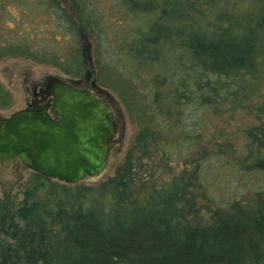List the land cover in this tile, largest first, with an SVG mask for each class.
<instances>
[{
	"label": "trees",
	"instance_id": "obj_1",
	"mask_svg": "<svg viewBox=\"0 0 264 264\" xmlns=\"http://www.w3.org/2000/svg\"><path fill=\"white\" fill-rule=\"evenodd\" d=\"M113 5L129 27L110 50L102 41L112 24L98 15L96 0H0V59L46 63L79 78L85 68L78 40L93 33L97 80L117 92L138 128L113 175L68 184L31 172L15 204L0 198V264H264V108H257L263 122L244 130L254 147L233 161L217 158L227 174L257 176L263 186L250 200L235 198L210 210L203 224L187 218L195 205L183 175L137 197L131 161L132 150L147 143L163 149L190 124L187 145L172 139L187 151L200 138L199 110L235 111L259 96L264 0ZM151 64L155 74L140 76V66ZM11 103L0 83V109ZM198 173L197 164L192 174Z\"/></svg>",
	"mask_w": 264,
	"mask_h": 264
},
{
	"label": "rangeland",
	"instance_id": "obj_2",
	"mask_svg": "<svg viewBox=\"0 0 264 264\" xmlns=\"http://www.w3.org/2000/svg\"><path fill=\"white\" fill-rule=\"evenodd\" d=\"M96 1L99 4L98 15L102 14L101 16L110 18L107 23L112 24L104 34L103 39L105 40L102 41L104 48L110 49V44L119 43L123 32L129 27V21L114 8L113 0ZM97 43L96 36L90 32H84L83 38L78 40L85 68V73L79 78L70 77L50 64L36 63L19 57L1 58L0 83L11 95L12 103L8 108L0 109V118L25 107L31 98L32 89L42 85L45 79L52 75L75 83L78 87L89 89L94 95L101 97L112 106L120 108V117L114 114V120L120 130L115 137L118 150L112 153L113 162L108 164L106 171L101 176L103 179L113 175L124 163L129 150L135 143L138 128L129 117L117 92L97 80V57L99 56L96 52ZM114 59L112 58V60ZM105 60L109 61L108 65L114 64L107 56ZM155 72L156 67L152 64L141 65L139 69V75L148 79ZM118 73H122V71L120 70ZM123 74L127 76L125 72ZM109 79L114 85L119 84L115 76H109ZM259 107L264 108V84L260 89L259 96L254 97L247 107L235 111L222 109L218 114H214L210 110H199L200 138L191 143L187 151L177 148V142L182 147L187 145L188 140L185 136L191 130L190 124L178 129L174 137L167 139L168 142L163 149L155 148L147 143L144 150H132L131 161L134 164V188L137 197L145 194L151 186L165 185L172 178L183 175L187 183V196L192 199L195 205L194 216L189 215L187 218L191 222L199 221L201 224L205 222L204 218L209 215V211L217 206L226 207L235 198L243 201L252 199L259 186H263L259 177L242 176L234 170L231 174H227L226 169L221 166L217 158L221 156L224 161L227 159L233 161V155H243L249 147H254L252 144L250 145L244 130L256 128L261 124L260 122H263L262 114L257 111ZM178 150L180 155H177ZM197 164L199 173L195 177L192 170ZM31 172L21 164L8 167L0 165V198L10 204H15L21 198L20 190L27 182ZM79 182L92 181L83 179Z\"/></svg>",
	"mask_w": 264,
	"mask_h": 264
},
{
	"label": "water",
	"instance_id": "obj_3",
	"mask_svg": "<svg viewBox=\"0 0 264 264\" xmlns=\"http://www.w3.org/2000/svg\"><path fill=\"white\" fill-rule=\"evenodd\" d=\"M41 93L45 98L32 107L0 118V165L21 164L68 184L100 180L118 150L114 114L120 117V108L54 75Z\"/></svg>",
	"mask_w": 264,
	"mask_h": 264
},
{
	"label": "flooded vegetation",
	"instance_id": "obj_4",
	"mask_svg": "<svg viewBox=\"0 0 264 264\" xmlns=\"http://www.w3.org/2000/svg\"><path fill=\"white\" fill-rule=\"evenodd\" d=\"M42 87H43V84L40 85L39 87H36V88H33V89H32V91H31V98H30L29 101L25 104V107L28 106V105H29L30 107H32V106H33V105H32V102H33V101L45 98V97L43 96V94L41 93V89H42ZM43 102H46V99H44Z\"/></svg>",
	"mask_w": 264,
	"mask_h": 264
}]
</instances>
